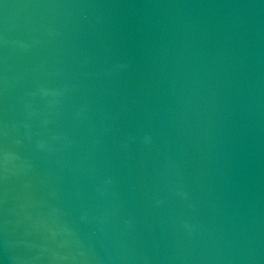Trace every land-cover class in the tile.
Here are the masks:
<instances>
[{"label":"water","instance_id":"95a60500","mask_svg":"<svg viewBox=\"0 0 264 264\" xmlns=\"http://www.w3.org/2000/svg\"><path fill=\"white\" fill-rule=\"evenodd\" d=\"M0 264H264V0H0Z\"/></svg>","mask_w":264,"mask_h":264}]
</instances>
